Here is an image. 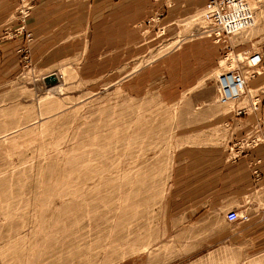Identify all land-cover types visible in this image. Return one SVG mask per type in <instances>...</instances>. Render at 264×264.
Returning <instances> with one entry per match:
<instances>
[{"label": "rangeland", "instance_id": "1", "mask_svg": "<svg viewBox=\"0 0 264 264\" xmlns=\"http://www.w3.org/2000/svg\"><path fill=\"white\" fill-rule=\"evenodd\" d=\"M247 2L253 25L225 40L204 35L196 9L169 24H114L105 51L87 1L64 0L66 56L44 66L32 59L25 25L37 1L17 0L10 32L21 43L0 82V264H151L169 219L195 221L193 246L209 252L178 264H264V186L227 222L226 198L206 205L177 185L174 158L183 144L232 156L236 142H264V110L241 121L242 110L264 107V0ZM79 12L81 32L72 34ZM252 52L263 63L244 92L216 102V75L249 74L243 57ZM50 72L58 85L44 87Z\"/></svg>", "mask_w": 264, "mask_h": 264}, {"label": "crops", "instance_id": "2", "mask_svg": "<svg viewBox=\"0 0 264 264\" xmlns=\"http://www.w3.org/2000/svg\"><path fill=\"white\" fill-rule=\"evenodd\" d=\"M32 13L26 18V28L32 34L31 56L35 62L49 66L65 59L66 14L64 0H36ZM90 28L100 30L104 37V50H111L112 29L114 24L135 28L144 19L156 18L167 24L180 16L199 9L206 0H86ZM17 0H0V82L2 75H9L16 61V47L21 43L18 36L10 32L17 25L12 10ZM55 4V5H54ZM154 12L155 14H152ZM84 13L73 14V33L81 32ZM87 21V23H88ZM145 23V22H144ZM86 24V22H85ZM75 41V40H74ZM108 44V45H107ZM260 78V77H259ZM262 82V83H260ZM258 82L262 88L263 81ZM264 107L242 110L248 115L241 121L246 126L263 113ZM247 111V112H246ZM264 114V113H263ZM250 125V124H249ZM244 134V133H243ZM177 185L192 189V194L205 196L208 205L213 195L227 200L226 210L237 209L242 197L251 193L256 186H264V142L241 153L228 156L225 147L203 144H183L176 149ZM257 169L259 178L254 181L252 171ZM182 171V172H181ZM190 209H193L190 208ZM193 220L169 219L164 221V233L167 237L165 249L151 250V264H178L181 260H195L206 252L194 247ZM179 228V229H178ZM201 255L194 256V252ZM207 252L206 254H208ZM154 260V261H153ZM178 260H180L178 262ZM184 264V263H183ZM185 264H189L185 263ZM195 264V263H194Z\"/></svg>", "mask_w": 264, "mask_h": 264}, {"label": "built area", "instance_id": "3", "mask_svg": "<svg viewBox=\"0 0 264 264\" xmlns=\"http://www.w3.org/2000/svg\"><path fill=\"white\" fill-rule=\"evenodd\" d=\"M198 17L204 25L202 29L204 35L207 37L212 36L215 40H225V38L249 28L254 23V12L247 0H206L199 8ZM20 28L22 29L23 26H20ZM243 59L245 66L249 69V74L231 69L216 75V102L225 103L228 100L238 98L245 87L246 75L253 77L263 63L258 52H252ZM256 141L254 139L245 144L241 141L236 142L234 144L236 145L235 150H237V153H241L243 148H246L250 143L255 145ZM237 218V212L234 209L226 210L224 213V219L227 222H233Z\"/></svg>", "mask_w": 264, "mask_h": 264}, {"label": "water", "instance_id": "4", "mask_svg": "<svg viewBox=\"0 0 264 264\" xmlns=\"http://www.w3.org/2000/svg\"><path fill=\"white\" fill-rule=\"evenodd\" d=\"M57 76L58 75L55 72H50L46 75H43L41 77V81H42L44 87L56 85L59 82V77H57Z\"/></svg>", "mask_w": 264, "mask_h": 264}, {"label": "bare ground", "instance_id": "5", "mask_svg": "<svg viewBox=\"0 0 264 264\" xmlns=\"http://www.w3.org/2000/svg\"><path fill=\"white\" fill-rule=\"evenodd\" d=\"M249 4V3H248ZM251 8V7H250ZM254 20V19H253ZM248 29V28H247ZM246 30V29H245ZM242 31H244V30H242ZM242 31H240V32H242ZM58 85V83L56 84V85H53L54 87L55 86H57ZM243 92H244V89H243Z\"/></svg>", "mask_w": 264, "mask_h": 264}]
</instances>
